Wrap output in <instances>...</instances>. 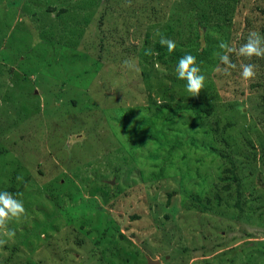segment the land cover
<instances>
[{
	"label": "rangeland",
	"instance_id": "1",
	"mask_svg": "<svg viewBox=\"0 0 264 264\" xmlns=\"http://www.w3.org/2000/svg\"><path fill=\"white\" fill-rule=\"evenodd\" d=\"M211 4L226 13L221 18L227 19L230 46L239 48L250 31L264 36V0ZM190 7L187 0H0V191L12 187L15 173L26 209L7 226L14 236L0 229L7 241L0 246V264H99L100 257L101 264H264V234L255 230V222L264 220V57L254 63L253 57L230 54L237 68L204 74L203 90L191 97L176 70L140 56L169 31L176 45L192 38L191 18L198 19V12ZM210 13V23L222 26ZM125 60L136 70L126 68ZM241 63L257 65L254 78L242 79ZM190 101L211 105L212 115L197 124L186 112L166 124L156 121L167 138L159 148L150 127L140 125L151 117L144 110ZM123 116L133 135L124 132ZM192 132L196 149L189 142ZM140 141L145 143L138 147ZM94 143L108 151L94 152ZM168 150L167 175L150 179L163 164L146 155ZM187 165L190 184L200 183L196 169L208 177L205 189L214 185L224 202L263 209L242 219L244 224L235 222L237 211L201 214L181 192L180 185L191 189L178 173ZM46 217L53 231L37 242L34 234L23 237L35 230L33 221ZM90 230L85 240L101 236L102 243L91 251L85 241L82 260L72 242L79 231ZM253 232L256 237L247 238ZM53 252L66 257L53 260Z\"/></svg>",
	"mask_w": 264,
	"mask_h": 264
},
{
	"label": "trees",
	"instance_id": "2",
	"mask_svg": "<svg viewBox=\"0 0 264 264\" xmlns=\"http://www.w3.org/2000/svg\"><path fill=\"white\" fill-rule=\"evenodd\" d=\"M187 2H189L191 4L190 12H192V11L198 12L197 13L198 19H196L193 15L191 18L193 20V26L195 29L193 31L194 36H192V38H189L186 43H180L179 42L176 45V48L173 52H168L166 46H161L159 43V40H158L153 44L152 48H144L143 51L140 53V56L142 58H145V59L148 58V59H150V60H152V61H154V62H156V63H158L164 67H167V68L172 67L174 70H176V66L178 64L179 59L186 54H192L193 56L196 57L197 63L199 65V67L201 68L202 73L203 74H210L216 68V65L219 62L218 58L216 57V52L219 51V49L217 47L219 42L221 40L227 42V40H228V36L226 34L227 28H225V23H226L227 19L221 18V15L224 17V15L226 13L224 12V10H222L220 12V10L217 9L218 8L217 6H214L211 4L212 2H216V0H187ZM49 10H54V9L49 8ZM63 11H64L63 9H60L59 12L62 13ZM210 12H214L218 17L221 18V20L223 21L222 26L218 25L217 23H212V24L210 23V19H211V13ZM201 22H204V23L202 25H200ZM168 28H169V30H171L170 27H168ZM170 32L171 31H169V33H165L163 35L165 37H168ZM253 60H254V63H259L260 59L253 57ZM144 111L149 112L151 114L150 119L152 118L153 122H151V120L149 119V120H145V121L141 122L140 125H141V127H143V129H144V126L150 127L149 129L147 128L148 130L151 129L149 131L150 132L149 133L150 139H152L154 141L156 140L158 147L162 148V147L167 146L166 145L167 138L163 134L157 132V130L159 132H161V128H160V125L158 123H156V121L162 120L161 122L166 124V123L171 122V120L177 114H183L186 112L187 114L192 116L194 122L197 124L200 122V120L203 117H210L212 115L214 109L211 105H207L203 102L190 101L187 103H176L174 105H171L169 103H160L158 105H153V107L150 106L149 108L145 109ZM124 119H125V116H123V120L121 122L124 132H126L128 136L133 135L131 130L126 129V126H125L126 122ZM59 125L60 126H58V127L60 129L61 127L64 126V122L63 123L59 122ZM154 130H156L157 134L154 132ZM191 131H193V130L191 129ZM192 133L193 134L190 136L189 142H190V146H192L193 148L196 149V148H198V145H197V140L194 137L197 135V133L196 132H192ZM161 138L163 139V141H161ZM144 143H145V141H140V144L138 145V147H141ZM180 145H183L182 140L180 142L179 141L176 142L174 147L175 146L179 147ZM207 147L208 146H206L204 144V147H202V148L206 149ZM91 148L93 149L94 152L99 150V149L103 153L108 151L107 146L104 147V145H102L100 143L95 144ZM159 148H157V149L159 150ZM168 149H171V148L169 147ZM211 150L213 153L217 152L214 148H211ZM171 152H172L171 150H168V151H166L167 154L163 155V156H159V155L157 156V155H155L156 153L153 154L152 152H148V153H150V155H146L147 159H149L151 162L157 161L158 159H161L162 164H163V166L159 167L160 172L158 174L155 173V175H153V173L151 172V174H150L151 178L150 179L157 180V179L165 177L167 175V173L164 171V166H165L167 160L170 158L169 154H171ZM193 163H195V161ZM186 169H187V171L184 170L182 172H180V170H178L179 171L178 173L180 175V179L182 180L181 184H184V182L187 184H190L189 179L192 176V170L190 169L189 165H187ZM225 172L228 173V172H232V171L225 170ZM193 173L196 176V178L198 180H200L199 181L200 183L190 184L191 189H186L183 187V185H180L181 190H182L181 192L183 194V197H186V199H188V202L190 203L191 207L194 208L196 211L198 210L201 214H203L205 216L215 215V216L220 217V216L225 214L224 212L237 211V215L235 218H238V219L235 220V218L230 216L229 220H235L236 223H240V221L242 222V219L244 220V222L247 221L248 216L253 214L251 212L255 213L258 209H260V210L263 209V207H258L257 209H255L253 211L251 209H248L250 206L248 204H245V203L240 204L238 202H236V203L224 202L223 198L215 190V187H213L214 185H212V187L208 188L207 190L205 189L204 186L207 185V181H208V179H207L208 177L206 176V174H200L196 169L193 171ZM14 174H13V178L11 179L12 187L5 189V190L3 189L2 191L11 192V193H13L14 196H16L17 199H19V197H20V191L19 190L20 189L15 190ZM235 178H236V175H235L233 180H236ZM226 179H228V178H226V177L220 178V180H223V181H225ZM24 183L22 185H24ZM229 188H230V186L222 187V189L225 191H227ZM118 195H120V193ZM172 195H173L172 193H168L167 204H169ZM191 207L189 206V207H187V209H190ZM219 208L221 210H223V212H220ZM262 213H260V215H258V216L260 217L262 215ZM46 220L47 221H41V222L36 221V220L33 221V224L35 226V230L29 231V232L24 231L25 234L23 235V237L26 239V238H29V235L34 234L35 238L33 240L35 242H37L38 240H40V236H44L48 233L47 232L48 230L53 231L54 228L52 227V221L50 220V218L49 219L47 218ZM255 223H256L255 224V226H256L255 230L257 232L261 231L264 234V220H263V223H261V222H255ZM79 232H80V234L75 235V238L72 242L73 245L71 244L72 245L71 249L73 250L74 253L76 252L78 255L80 254L82 248L85 247V245H86L87 241L85 239L90 240L91 230L87 231V233H84L81 231H79ZM247 236H248L247 238H249V239L256 237L255 232H253L251 234L248 233ZM101 238L102 237L100 236V238L96 239L95 241L87 242L88 245L91 244V249H90L91 251H93V246H96V244H100V242L102 243ZM120 238H124L123 235H120ZM44 240H45L44 246L48 247V249L50 251V247L52 244L48 243L47 237H45ZM67 240H68L67 235H65L63 241L66 242ZM107 245H109V242L106 243V246ZM221 246H222V244H218L219 248ZM260 248L264 250V244H262L260 246ZM71 249H70V251H72ZM77 250H78V252H77ZM87 251H88V246L86 247V252ZM91 251H90V253H91ZM65 252L69 253V251H65ZM53 253H52V255H50V258H52L53 260L58 259L60 261H63L64 258L66 257V256H61V255H64V252H60L58 254H56L55 252H53ZM98 253L100 254L101 251H99ZM112 254L110 255V257H112ZM80 258L82 260L84 259V257H81V256H80ZM11 259H12V254H10V256L7 258V262H10ZM41 259L46 260L45 257H41ZM43 260H41V262H44ZM82 260H80V261H82ZM102 262H104V258L100 257V263L99 264H101ZM82 263H83V261H82ZM25 264H28V263H25ZM109 264H112V263H109Z\"/></svg>",
	"mask_w": 264,
	"mask_h": 264
},
{
	"label": "clouds",
	"instance_id": "3",
	"mask_svg": "<svg viewBox=\"0 0 264 264\" xmlns=\"http://www.w3.org/2000/svg\"><path fill=\"white\" fill-rule=\"evenodd\" d=\"M159 43L161 46H166L168 52H173L176 48L175 41L160 35ZM219 51L216 52V57L219 63L216 65L217 72L229 73L230 69L237 68V65L232 62L230 54H237L240 57H264V36L256 31H250L246 42L234 48L226 41L221 40L218 44ZM124 66L129 70H136V65L131 60H125ZM223 66V67H221ZM240 76L244 80H250L256 75L257 65L253 63H241L239 65ZM177 77L180 80L186 81V91L191 97H197L205 86L206 77L199 67L196 57L192 54H186L181 57L176 66ZM124 138H128L123 135ZM19 179V177H18ZM26 215V209L23 201L17 199L11 192L0 191V229H6L8 236H14L15 233L7 226L12 220H19ZM7 241L0 239V246L6 244Z\"/></svg>",
	"mask_w": 264,
	"mask_h": 264
},
{
	"label": "water",
	"instance_id": "4",
	"mask_svg": "<svg viewBox=\"0 0 264 264\" xmlns=\"http://www.w3.org/2000/svg\"><path fill=\"white\" fill-rule=\"evenodd\" d=\"M146 264H158L157 262H153V261H151L150 259H147V263Z\"/></svg>",
	"mask_w": 264,
	"mask_h": 264
}]
</instances>
